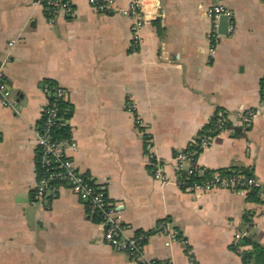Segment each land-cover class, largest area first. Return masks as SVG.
<instances>
[{"label": "crops", "instance_id": "crops-1", "mask_svg": "<svg viewBox=\"0 0 264 264\" xmlns=\"http://www.w3.org/2000/svg\"><path fill=\"white\" fill-rule=\"evenodd\" d=\"M115 1L122 7L130 2ZM72 2V16L50 23L34 0H0V68L10 90L9 105L0 100V264H138L104 242L102 227L71 191L61 190L46 205L31 202L45 81L64 89L70 105L64 125L77 143L69 155L80 171L102 182L122 235L150 232L146 258L187 264L182 242L167 246L152 231L166 219L199 264H252L232 245L237 231L264 245L260 198L228 188L182 190L174 155L225 112V128L198 163L247 169L264 180V110L247 128L237 115L260 100L264 2L158 0L156 18L137 35L132 16L98 12L88 0ZM219 2L232 12L235 28L212 41L206 8ZM140 133L150 139L167 182L151 175Z\"/></svg>", "mask_w": 264, "mask_h": 264}, {"label": "built area", "instance_id": "built-area-1", "mask_svg": "<svg viewBox=\"0 0 264 264\" xmlns=\"http://www.w3.org/2000/svg\"><path fill=\"white\" fill-rule=\"evenodd\" d=\"M90 5L98 12L121 13L134 18L133 31L142 24L156 18L158 0H130L126 7H122L115 0H88ZM264 2V0H262ZM35 4L43 7L44 13L50 23H53L59 15L70 17L74 14L72 0H34ZM210 17L211 26L207 33L210 40L214 41L220 36L219 22L222 16L227 18V32L234 31L235 22L232 12L221 2L211 4L206 8ZM213 47V44H212ZM41 90L46 96L47 102L42 109L41 124L34 129V140L37 148V175L38 180L31 194V202L46 205L56 198L58 193L67 189L77 196L86 207L87 214L92 218H98V223L103 229L102 238L105 243L114 249L124 252L138 264H160L146 258L143 252L144 241L150 232H142L130 237L122 235L124 227L120 223L114 206L107 201L104 186L101 181L91 174L79 170L69 155L75 151L77 143L72 138H55L53 127L63 125L64 120L58 115L59 107L57 100L65 99V91L58 84L45 81L41 84ZM10 90L0 68V100L3 105H9L8 96ZM133 104L128 108L133 110ZM264 110V75L260 82V100L256 108L241 109L237 115L241 125L247 128L252 118ZM228 121L225 112H218L214 124L199 136L198 141L193 140V147L187 151H179L174 155L176 169V183L185 191H210L216 188H228L241 194H246L252 189L258 192L261 202L264 204V180L254 176L242 174L220 175L213 173L210 178L201 183L189 184L181 177V173L203 175L208 169L197 161L199 153L206 148L211 140L225 128ZM138 124V123H137ZM144 137L149 170L154 179L161 183L167 182L163 163L155 156L149 138ZM165 237V245L174 242H182L188 256L187 264H199L192 250L185 244L180 232L170 221L163 219L152 229ZM247 235L246 231H237L234 234L233 244L238 245V240Z\"/></svg>", "mask_w": 264, "mask_h": 264}, {"label": "trees", "instance_id": "trees-1", "mask_svg": "<svg viewBox=\"0 0 264 264\" xmlns=\"http://www.w3.org/2000/svg\"><path fill=\"white\" fill-rule=\"evenodd\" d=\"M52 84L54 82L48 81ZM57 104L59 107L58 115L59 117L62 118V120H65L70 115V105L66 102L64 99H59L57 100ZM217 117V113L210 119V121L199 131L198 135L196 136L195 140L198 141L199 136H201L205 130L209 129L210 127L213 126L214 120ZM41 120L39 125L41 124ZM238 131V130H237ZM238 133V132H237ZM53 136L55 138H68L69 137V131H68V126L67 125H58L56 124L53 127ZM193 147V144H189L183 151H187ZM218 173L220 175H231V174H242L245 176H250L252 175L247 169H234V168H222L218 170H212V169H207L203 175H198V174H186L185 172L181 173V177L185 179L186 182L189 184L193 183H201L203 180L210 178L213 173ZM247 198L253 201H257L259 196L258 192L255 189L250 190L247 192ZM96 221H98V218H94ZM245 223L249 225L250 219L245 217ZM241 245H250L251 249L250 250H243L240 251L238 248ZM232 248L237 250L241 256L244 262H249L252 264H264V245H261L258 243L251 235H245L241 237L238 240V245H232Z\"/></svg>", "mask_w": 264, "mask_h": 264}, {"label": "water", "instance_id": "water-1", "mask_svg": "<svg viewBox=\"0 0 264 264\" xmlns=\"http://www.w3.org/2000/svg\"><path fill=\"white\" fill-rule=\"evenodd\" d=\"M219 32L221 34H225L227 33V18L225 16H222L220 18V22H219Z\"/></svg>", "mask_w": 264, "mask_h": 264}]
</instances>
